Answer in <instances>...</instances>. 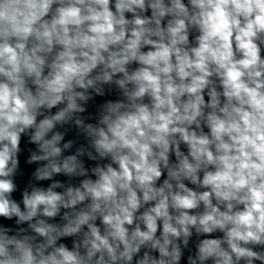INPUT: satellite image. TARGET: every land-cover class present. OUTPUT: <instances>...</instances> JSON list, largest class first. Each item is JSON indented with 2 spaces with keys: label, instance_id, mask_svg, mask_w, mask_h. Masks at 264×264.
I'll use <instances>...</instances> for the list:
<instances>
[{
  "label": "clouds",
  "instance_id": "clouds-1",
  "mask_svg": "<svg viewBox=\"0 0 264 264\" xmlns=\"http://www.w3.org/2000/svg\"><path fill=\"white\" fill-rule=\"evenodd\" d=\"M0 264H264V0H0Z\"/></svg>",
  "mask_w": 264,
  "mask_h": 264
}]
</instances>
